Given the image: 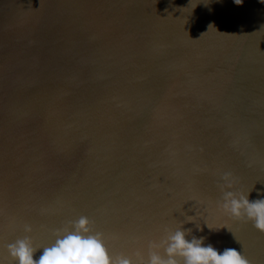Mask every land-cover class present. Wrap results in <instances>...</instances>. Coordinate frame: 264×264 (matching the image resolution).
<instances>
[{
  "label": "water",
  "instance_id": "1",
  "mask_svg": "<svg viewBox=\"0 0 264 264\" xmlns=\"http://www.w3.org/2000/svg\"><path fill=\"white\" fill-rule=\"evenodd\" d=\"M225 173L264 198V0H0V264L80 216L113 256L182 224L264 264Z\"/></svg>",
  "mask_w": 264,
  "mask_h": 264
},
{
  "label": "clouds",
  "instance_id": "2",
  "mask_svg": "<svg viewBox=\"0 0 264 264\" xmlns=\"http://www.w3.org/2000/svg\"><path fill=\"white\" fill-rule=\"evenodd\" d=\"M233 2L239 6L243 0ZM221 179L224 183L218 209L234 221L251 223L255 230L264 234V198L250 201V192L244 194L230 190L233 187L231 173H225ZM186 222L194 221L188 219ZM70 225V228L57 230L55 242L42 248L38 259H34V254L40 249L33 247L29 235L8 244L11 261L13 264H249L241 251L226 248L219 252L211 244L205 246L203 236L187 239L192 230L184 229L182 224L175 231L165 228V235L159 242L149 243L147 260L139 251L134 253V258L124 254L110 255L103 233L93 232L86 216H80ZM197 230L202 231L199 227ZM31 231V225H24L26 234Z\"/></svg>",
  "mask_w": 264,
  "mask_h": 264
}]
</instances>
